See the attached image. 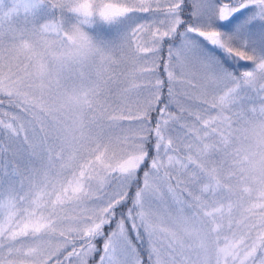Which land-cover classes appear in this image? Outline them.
Instances as JSON below:
<instances>
[{
  "label": "snow or ice",
  "instance_id": "1",
  "mask_svg": "<svg viewBox=\"0 0 264 264\" xmlns=\"http://www.w3.org/2000/svg\"><path fill=\"white\" fill-rule=\"evenodd\" d=\"M0 264H264V0H0Z\"/></svg>",
  "mask_w": 264,
  "mask_h": 264
}]
</instances>
